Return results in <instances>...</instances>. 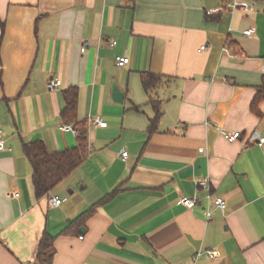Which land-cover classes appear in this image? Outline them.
<instances>
[{
  "label": "crops",
  "instance_id": "crops-1",
  "mask_svg": "<svg viewBox=\"0 0 264 264\" xmlns=\"http://www.w3.org/2000/svg\"><path fill=\"white\" fill-rule=\"evenodd\" d=\"M231 1L0 0V129L12 148L0 151V264H35L45 233L54 238L51 264H264V145L250 139L264 136V99L253 108L264 77V2L247 12ZM119 54L130 58L124 67ZM143 73L165 77L153 133ZM71 86L78 119L101 116L107 126L86 121L85 160L37 198L23 146L79 144L59 128ZM221 129L240 137L231 142ZM201 179L225 210L209 205ZM54 196L63 202L52 204ZM182 196L199 202L187 208Z\"/></svg>",
  "mask_w": 264,
  "mask_h": 264
},
{
  "label": "trees",
  "instance_id": "trees-1",
  "mask_svg": "<svg viewBox=\"0 0 264 264\" xmlns=\"http://www.w3.org/2000/svg\"><path fill=\"white\" fill-rule=\"evenodd\" d=\"M259 1L264 2V0ZM207 14L209 15V13ZM164 78L161 74H142L143 87L150 97V103L155 108V117L151 119L149 126L151 133L156 130L161 116L160 101L157 98L156 91L165 82ZM63 98L65 107L62 111V117L65 122L72 123L78 130L79 144L69 150L52 152L40 140L24 143V152L33 167V184L37 198L48 195L65 177L83 163L88 153L87 120H80L77 116L78 88L71 86L63 90ZM262 99H264V77L253 108H257L256 104ZM136 108L138 107L136 106ZM118 190L119 187L115 188L113 192L107 194L100 202L109 200ZM53 255L54 238L50 234L45 233L39 241L35 264H51Z\"/></svg>",
  "mask_w": 264,
  "mask_h": 264
},
{
  "label": "built area",
  "instance_id": "built-area-1",
  "mask_svg": "<svg viewBox=\"0 0 264 264\" xmlns=\"http://www.w3.org/2000/svg\"><path fill=\"white\" fill-rule=\"evenodd\" d=\"M227 6L230 8H233V9L241 8L242 10L247 11V12H256V11H258V8H259V0H250V1L233 0V1L229 2V4ZM263 10H264V7H263ZM215 12H216V9H213V10H210L208 13L212 14ZM254 32H255L254 28H249L247 30H244L243 33L245 35H252ZM117 43H118L117 40H111L109 42V44L111 46H115ZM90 44H91V41L89 39L84 40L82 47H81V50L83 52L86 51L87 47ZM202 48H205V45L202 46ZM115 60H116V64L120 67H124L130 62V58L126 54L117 55ZM262 70L264 71V62L262 64ZM59 85H60L59 79H52L47 83V88L49 90H55L59 87ZM87 121L89 123H93L97 126H102V127L107 126V122L105 120H103V118L101 116H94V117L88 116ZM59 128L61 130H64V131H73V132L78 134V130L75 128V126L72 123L63 122L59 125ZM221 133L223 134V136L227 140H229L231 142L235 141L237 138L240 137L239 131L230 132V131H227L225 129H221ZM250 139L254 143H257L259 145H264V136H261L258 132H254L251 135ZM5 150L11 151L12 148L6 146L5 139L2 136V130L0 129V151H5ZM200 150H203V148H200ZM122 157L124 160H126L128 157V151L124 150L122 152ZM199 185L208 190L207 194L205 195V198L207 199L209 205L212 204L213 206H215L216 208H219L221 210H225L227 208V202L223 197L214 196L212 194L207 179H201L199 181ZM13 195H15V194H13ZM63 200L64 199L59 197V196H54L51 198V203L54 205H60L63 202ZM198 202H199V200L197 198H193V197H189V196H182L180 199V203L187 208H193L194 206L197 205ZM206 215H207V219H210L212 217V210L210 207L207 208ZM205 253L214 259H218L220 257V254H219L218 250H216V249L206 250Z\"/></svg>",
  "mask_w": 264,
  "mask_h": 264
},
{
  "label": "water",
  "instance_id": "water-1",
  "mask_svg": "<svg viewBox=\"0 0 264 264\" xmlns=\"http://www.w3.org/2000/svg\"><path fill=\"white\" fill-rule=\"evenodd\" d=\"M112 90H113V99L117 102H121L124 97V92L120 89L116 81L113 83Z\"/></svg>",
  "mask_w": 264,
  "mask_h": 264
}]
</instances>
